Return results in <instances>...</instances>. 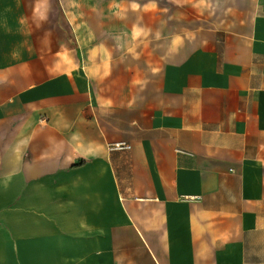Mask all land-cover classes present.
I'll return each mask as SVG.
<instances>
[{
    "label": "crops",
    "instance_id": "crops-1",
    "mask_svg": "<svg viewBox=\"0 0 264 264\" xmlns=\"http://www.w3.org/2000/svg\"><path fill=\"white\" fill-rule=\"evenodd\" d=\"M0 264H264V0H0Z\"/></svg>",
    "mask_w": 264,
    "mask_h": 264
},
{
    "label": "built area",
    "instance_id": "built-area-1",
    "mask_svg": "<svg viewBox=\"0 0 264 264\" xmlns=\"http://www.w3.org/2000/svg\"><path fill=\"white\" fill-rule=\"evenodd\" d=\"M125 147H127V146H125V145H123V144H116V145L114 146V148H125Z\"/></svg>",
    "mask_w": 264,
    "mask_h": 264
}]
</instances>
